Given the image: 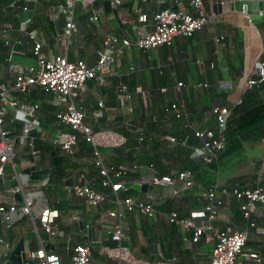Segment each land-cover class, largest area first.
<instances>
[{
    "label": "crops",
    "instance_id": "crops-1",
    "mask_svg": "<svg viewBox=\"0 0 264 264\" xmlns=\"http://www.w3.org/2000/svg\"><path fill=\"white\" fill-rule=\"evenodd\" d=\"M203 3L210 21L201 30L190 37H175L169 47L147 51L124 49L115 55L105 82L89 80L79 95L76 104L85 113V123L93 131L108 129L122 138L119 145L100 147V152L105 163L125 172L119 181L129 186L112 192L99 205H87L84 199L68 191L72 184H88L93 171L92 149L90 145L76 146L69 158L50 143L59 129H67L56 124L59 107L54 95L38 87L24 95L10 94L8 99L38 104L34 121L40 129L36 139L46 142L48 148L35 142L39 159L34 160L29 147L17 139L14 167L5 168V181L0 178L3 206L8 207L13 201L21 204L20 194H11L17 183L16 174L27 176L29 181L24 190L33 198L30 216L20 215L9 228L0 218V264H21L26 251L39 249L56 254L63 264H69L70 249L76 245L88 247L95 264H128L105 253L106 248L115 246L110 231L118 224L125 235L122 244L136 264L208 262L213 243L207 234L193 242L191 232L170 223L165 216L176 212L198 226L206 225L207 219L201 216L204 188L193 185L182 190L177 185L178 192L173 194L168 187L153 186L151 181L154 177H173L191 162H202L196 155L202 143L194 132L218 131L219 116L212 109H230L242 99L247 80L255 78L254 64L264 59V19L251 22L247 15L235 11L234 0H203ZM62 8L73 13L75 31L70 41L62 36L65 25ZM162 9L193 13L190 0H121L117 7H112L108 0H0V84H12L14 75L8 66L9 59L23 69L36 66L29 32L36 34L48 59L64 56L70 62L79 60L91 67L108 37L133 41V26L141 15L146 17L141 26L151 32L152 17ZM4 30L8 32L10 45L5 43ZM178 83L182 84L179 89ZM119 84L127 87L130 100L119 98L116 93ZM172 104L181 110L179 116L171 109ZM0 110L4 113V128L14 140L22 126L15 120H24V115L1 101ZM263 152L262 142L247 146L241 158L225 164L220 184L234 176L252 173L258 182L263 180ZM60 161L63 167L57 170L63 177L50 182L49 173L56 172L54 165ZM148 195L154 200V217L130 212L123 205L125 198L145 202ZM219 198V214L211 221L214 228L245 229V220L237 213L234 207L237 201L232 194L228 192ZM45 208L58 211L56 228L63 235L52 236L38 229V216ZM250 215L264 226L263 205L256 204ZM261 244L264 238L251 235L238 264H258L249 257L251 253L258 255L259 264H264Z\"/></svg>",
    "mask_w": 264,
    "mask_h": 264
},
{
    "label": "built area",
    "instance_id": "built-area-1",
    "mask_svg": "<svg viewBox=\"0 0 264 264\" xmlns=\"http://www.w3.org/2000/svg\"><path fill=\"white\" fill-rule=\"evenodd\" d=\"M112 7L121 4V0H108ZM193 13H184L173 9H162L157 11L152 17L153 30L146 32L142 23L146 22V17L141 15L138 17L136 24L133 26L134 39L108 37L103 43V49L98 53L95 64L87 66L83 61L70 62L64 56H56L48 59L42 52V45L36 34L27 33L29 40L32 42V55L35 58L36 66L23 69L19 65L8 60V66L12 72L13 81L10 86L0 84V101L10 107L23 113L24 120L16 119L15 122L21 124V129L14 140L10 139V131L4 128V113L0 110V178L5 173L7 166L14 167L13 161L16 154L17 139L22 144L29 147L32 158L39 159V150L35 145L37 133L39 132L36 119L38 113V104L22 103L16 100L8 99L11 93L26 94L33 87L43 89L46 93L54 95L55 103L59 110L55 114L57 126L66 127L68 130L59 129L55 137L50 143L60 149L65 156L69 158L74 154L78 143V136L92 149L93 161L100 169V175L103 177L102 187L110 188L112 192L124 190L126 187L119 179L124 173L109 169L103 160L100 147L117 146L122 142V138L109 130L93 131L85 123V113L76 104L79 95L84 91L85 84L89 80H95L98 83H104L105 77L110 68L114 64L115 55L124 51V49L134 47L140 51L152 50L157 47H169L172 45L175 37H190L195 32L201 30L209 23V16L206 14L203 0H190ZM23 10H26L23 7ZM65 17V25L62 29L64 39L70 41L75 31V23L73 13L68 9L62 8ZM7 45H10L8 32L3 31L2 34ZM221 39V38H220ZM133 70V67H130ZM255 78L247 80L245 90L250 91L264 82V59L254 64ZM181 83L177 84L179 89ZM116 93L122 101H128L131 95L126 86L119 84L116 87ZM241 102L239 100L238 104ZM102 107V102L98 103ZM171 109L180 115L181 110L175 105H171ZM213 114L219 116L218 131H195L194 136L201 141V149L196 151V155L201 158L202 163L209 164L215 161L219 153L224 149L223 130L225 121L230 112L229 108H213ZM14 121V120H13ZM174 141L173 138H170ZM264 145V139L262 140ZM111 173V175H110ZM17 183L11 189V194H20L21 204L12 202L8 207L3 206L0 202V218L7 228L18 219L20 215H31L33 206V198L24 190L29 179L25 175L16 174ZM44 182V184H46ZM153 186L168 187L173 194L178 192L177 185L183 189H190L194 185L192 175L188 171L178 172L175 176L154 177L151 181ZM68 191L77 197L85 200L87 205L95 206L101 204L105 196L95 191L88 184H72L68 187ZM222 194H228L222 190ZM232 196L237 199H243L240 209L243 217L248 220L252 208L257 205L264 206V188L259 186L255 188L245 189L243 191H233ZM205 204L201 211V216L207 219V224L198 226L191 219L180 218L176 212L167 213L165 216L170 223L178 224L184 231L191 232L192 241L197 242L199 238L207 234V239L213 243L212 254L205 264H238V257L243 252L248 238L249 228L255 227L253 223L247 224L244 230H225L216 229L211 221L219 214L221 200L216 195V187L209 188L203 194ZM145 202H135L131 198H125L123 205L128 211H136L142 216L154 217L156 211L154 209V200L148 195ZM117 214L110 213V216L116 217ZM118 216V215H117ZM59 217L57 210L52 208L43 209L38 216V229L48 235H63L57 230L56 221ZM256 233L264 238V229L256 228ZM125 235L120 224L115 225L110 231V240L115 243L113 248H106L105 253L108 256L117 258L121 262L128 264H136L131 259L130 254L122 242ZM1 241V239H0ZM69 264H95L91 256L90 250L86 246L76 245L71 249ZM249 257L259 264L260 259L257 254L251 253ZM21 264H63L60 256L45 252L44 249L35 251H26L24 261Z\"/></svg>",
    "mask_w": 264,
    "mask_h": 264
},
{
    "label": "trees",
    "instance_id": "trees-1",
    "mask_svg": "<svg viewBox=\"0 0 264 264\" xmlns=\"http://www.w3.org/2000/svg\"><path fill=\"white\" fill-rule=\"evenodd\" d=\"M5 9H9V7H5ZM222 134L224 137V149L219 153L215 161L209 164H204L202 162L200 164H195L191 162L188 166L183 168L182 171H188L193 177L194 185H200L204 188L205 192L209 188L216 187L217 196L222 195V190L232 193L235 190L240 192L245 189L255 188L257 186L264 188V179L258 182L256 174L254 173L246 176H234L225 184H220L221 179H223V176H221V170L223 169L225 164L231 160H237L241 158L244 154V149L247 146L260 144L264 139V89L259 90L257 87H255L252 90L244 93L241 102L230 108V112L225 121V126ZM35 142L36 145H43L46 149L48 148V144H46V142L41 139H36ZM88 145V143H86L80 138V136H78L77 146L79 148H88ZM99 150L101 151V148H99ZM62 162L60 161L58 164L54 165L56 172L53 173L52 170L50 171V182L59 180L63 177V175L60 176L57 170L58 167L59 169L63 167L61 166ZM105 165L109 169L120 171L121 173L125 174L124 171H122L121 169L119 170L118 167H115L110 163L106 162ZM259 166L260 164L256 166L255 171L258 170ZM92 170L93 171L90 174L88 184L95 191L101 192L106 198L111 197V189L102 187L103 177L100 175V169L95 165L94 161L92 163ZM232 198H234V200L236 199L237 201L234 207L238 211L237 213L239 214L240 218L242 220H245L246 227L249 223H253L255 225V227L249 228L248 230V238L244 247L245 249L249 239L251 238V235H255L257 237H260L261 239L263 238L262 236L257 235L255 230L256 228L264 229V226L259 225L255 220H252L251 215L250 218L246 220L243 217L242 210L240 209V205L242 204L243 199H237L235 196H232ZM227 228H230L231 230H240L232 228L230 226H224L223 228L219 229L225 230ZM261 245L264 249V244Z\"/></svg>",
    "mask_w": 264,
    "mask_h": 264
},
{
    "label": "water",
    "instance_id": "water-1",
    "mask_svg": "<svg viewBox=\"0 0 264 264\" xmlns=\"http://www.w3.org/2000/svg\"><path fill=\"white\" fill-rule=\"evenodd\" d=\"M234 9L247 15L253 23L264 19V0H234ZM257 88L263 90L264 82H261ZM1 179L5 181L4 176Z\"/></svg>",
    "mask_w": 264,
    "mask_h": 264
},
{
    "label": "rangeland",
    "instance_id": "rangeland-1",
    "mask_svg": "<svg viewBox=\"0 0 264 264\" xmlns=\"http://www.w3.org/2000/svg\"><path fill=\"white\" fill-rule=\"evenodd\" d=\"M263 154H264V152H263Z\"/></svg>",
    "mask_w": 264,
    "mask_h": 264
}]
</instances>
